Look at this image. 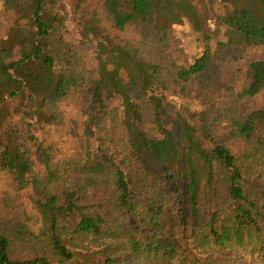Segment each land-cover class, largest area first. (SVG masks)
<instances>
[{"label": "trees", "instance_id": "1", "mask_svg": "<svg viewBox=\"0 0 264 264\" xmlns=\"http://www.w3.org/2000/svg\"><path fill=\"white\" fill-rule=\"evenodd\" d=\"M2 13L0 264H264V0H0ZM110 58L130 74L106 71L107 91ZM163 97L186 117L172 157Z\"/></svg>", "mask_w": 264, "mask_h": 264}, {"label": "rangeland", "instance_id": "2", "mask_svg": "<svg viewBox=\"0 0 264 264\" xmlns=\"http://www.w3.org/2000/svg\"><path fill=\"white\" fill-rule=\"evenodd\" d=\"M18 1V0H17ZM65 3L69 4V0H64ZM67 11L68 10H61L63 14V19H66L67 17ZM43 13L46 14L47 19L50 18L52 15H54V8L52 7L51 3L48 2L44 6ZM4 15L5 13L1 14L0 17V30L3 28L2 25L5 24L4 21ZM76 20V19H75ZM66 26L69 27L72 33H74L77 30V27L73 20H67L66 21ZM177 35L180 37V40L185 42L191 50L195 48V35L193 30L190 27H183L179 28L177 30ZM104 48H106V42L104 43ZM130 64L123 62L122 60H115L110 58L109 64L108 65H100V79H101V85L103 87H106V90L108 91V83L111 81L109 76H106V71L107 72H117V75L124 76V74L129 75L130 70L128 67ZM1 77H0V86L3 91L6 90V85L8 83L1 82ZM263 99V98H262ZM163 103L166 105V109L168 114H162L160 116V121H159V127H160V135L162 137L163 145L165 147L166 153L169 157L174 156L176 153V147L177 145L182 146L187 152V143H188V138L187 134L185 133V122H186V117H176L173 113L174 107L173 103L175 101L171 97H163L162 99ZM261 101H253L250 107H253L257 104H259ZM17 105V102H10L7 105L6 110L3 111V114L6 115L12 111H14L15 106ZM181 114L185 115L184 112ZM3 125V121L1 123V126ZM20 207L24 211L26 217L28 218V222L38 231H42L46 225H47V215L46 213L43 212V210L39 209L34 201V195L29 191L25 190V193L20 197Z\"/></svg>", "mask_w": 264, "mask_h": 264}]
</instances>
